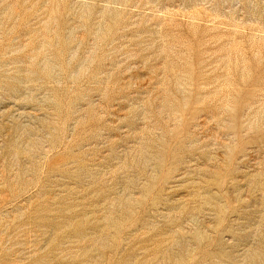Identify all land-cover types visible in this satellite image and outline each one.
Masks as SVG:
<instances>
[{
  "label": "rangeland",
  "instance_id": "rangeland-1",
  "mask_svg": "<svg viewBox=\"0 0 264 264\" xmlns=\"http://www.w3.org/2000/svg\"><path fill=\"white\" fill-rule=\"evenodd\" d=\"M0 264H264V0H0Z\"/></svg>",
  "mask_w": 264,
  "mask_h": 264
}]
</instances>
